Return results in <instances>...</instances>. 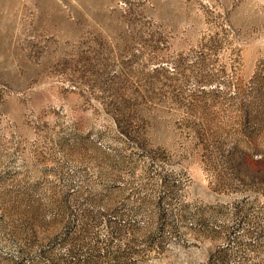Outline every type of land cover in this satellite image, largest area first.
<instances>
[{
    "label": "rangeland",
    "instance_id": "374dc122",
    "mask_svg": "<svg viewBox=\"0 0 264 264\" xmlns=\"http://www.w3.org/2000/svg\"><path fill=\"white\" fill-rule=\"evenodd\" d=\"M0 264H264V0H0Z\"/></svg>",
    "mask_w": 264,
    "mask_h": 264
}]
</instances>
